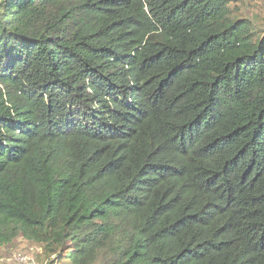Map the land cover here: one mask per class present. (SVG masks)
<instances>
[{"label": "trees", "instance_id": "obj_1", "mask_svg": "<svg viewBox=\"0 0 264 264\" xmlns=\"http://www.w3.org/2000/svg\"><path fill=\"white\" fill-rule=\"evenodd\" d=\"M234 1L0 0V247L264 264V37Z\"/></svg>", "mask_w": 264, "mask_h": 264}, {"label": "rangeland", "instance_id": "obj_2", "mask_svg": "<svg viewBox=\"0 0 264 264\" xmlns=\"http://www.w3.org/2000/svg\"><path fill=\"white\" fill-rule=\"evenodd\" d=\"M230 8L233 14L251 22L257 37H264V0H236L230 4ZM18 254L27 255L29 264H65L58 261L53 263L55 254L46 250L44 243L30 241L23 237L17 238L10 245L0 247V264Z\"/></svg>", "mask_w": 264, "mask_h": 264}, {"label": "built area", "instance_id": "obj_3", "mask_svg": "<svg viewBox=\"0 0 264 264\" xmlns=\"http://www.w3.org/2000/svg\"><path fill=\"white\" fill-rule=\"evenodd\" d=\"M29 257L25 254H18L12 259H8L1 264H29Z\"/></svg>", "mask_w": 264, "mask_h": 264}]
</instances>
